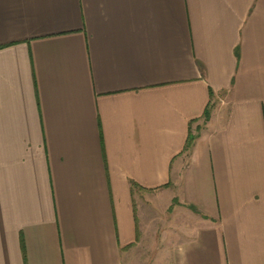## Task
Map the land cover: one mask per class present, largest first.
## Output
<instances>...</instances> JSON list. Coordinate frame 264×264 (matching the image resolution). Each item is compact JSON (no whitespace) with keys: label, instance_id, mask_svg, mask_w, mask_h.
<instances>
[{"label":"crops","instance_id":"0c3cea01","mask_svg":"<svg viewBox=\"0 0 264 264\" xmlns=\"http://www.w3.org/2000/svg\"><path fill=\"white\" fill-rule=\"evenodd\" d=\"M0 264H264V0H0Z\"/></svg>","mask_w":264,"mask_h":264},{"label":"trees","instance_id":"16d2710c","mask_svg":"<svg viewBox=\"0 0 264 264\" xmlns=\"http://www.w3.org/2000/svg\"><path fill=\"white\" fill-rule=\"evenodd\" d=\"M204 118H205V119L208 118V113H207V111H206L205 114H204ZM192 141H193V139H192L191 137H189L188 140H187V144H186L185 148H189V147L191 146V144H192Z\"/></svg>","mask_w":264,"mask_h":264}]
</instances>
